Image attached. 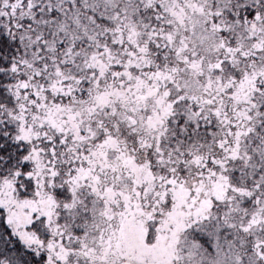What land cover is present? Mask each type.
<instances>
[{
	"label": "snow or ice",
	"instance_id": "1",
	"mask_svg": "<svg viewBox=\"0 0 264 264\" xmlns=\"http://www.w3.org/2000/svg\"><path fill=\"white\" fill-rule=\"evenodd\" d=\"M0 264H264V0H0Z\"/></svg>",
	"mask_w": 264,
	"mask_h": 264
}]
</instances>
